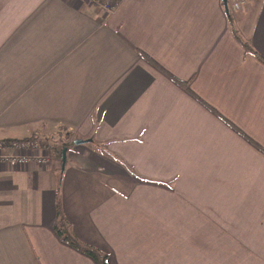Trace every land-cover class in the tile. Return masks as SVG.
<instances>
[{
    "label": "crops",
    "instance_id": "0c3cea01",
    "mask_svg": "<svg viewBox=\"0 0 264 264\" xmlns=\"http://www.w3.org/2000/svg\"><path fill=\"white\" fill-rule=\"evenodd\" d=\"M110 1L0 0V264H264V0Z\"/></svg>",
    "mask_w": 264,
    "mask_h": 264
},
{
    "label": "built area",
    "instance_id": "2783aa9c",
    "mask_svg": "<svg viewBox=\"0 0 264 264\" xmlns=\"http://www.w3.org/2000/svg\"><path fill=\"white\" fill-rule=\"evenodd\" d=\"M95 3L97 0H86ZM117 1V0H116ZM246 0H227L228 10L231 12L238 11ZM105 9L114 7L110 0H104L101 3ZM41 148V143L34 139L6 140L0 141V163L8 164L12 167H24L30 160L37 163H44L48 158L44 155H28V152L36 151Z\"/></svg>",
    "mask_w": 264,
    "mask_h": 264
},
{
    "label": "trees",
    "instance_id": "16d2710c",
    "mask_svg": "<svg viewBox=\"0 0 264 264\" xmlns=\"http://www.w3.org/2000/svg\"><path fill=\"white\" fill-rule=\"evenodd\" d=\"M97 1L102 2L104 0H97ZM236 37L240 39L237 35ZM242 43L244 47L248 48L249 50H252L248 42L243 41ZM253 52L264 63V59L262 58V56L258 54L256 51ZM54 230L56 231V233L58 234V236L61 238L62 241L66 242L72 247L90 256L96 262V264H108L106 254H103L97 248H94L89 245H85L78 241V239L69 229V226L67 225L64 217L62 216V213L58 208V205H57L56 221L54 223Z\"/></svg>",
    "mask_w": 264,
    "mask_h": 264
},
{
    "label": "rangeland",
    "instance_id": "374dc122",
    "mask_svg": "<svg viewBox=\"0 0 264 264\" xmlns=\"http://www.w3.org/2000/svg\"><path fill=\"white\" fill-rule=\"evenodd\" d=\"M9 141H11V140H9ZM193 241H194V248L195 249H197V247H198V244L196 243V239H193ZM201 245H203V243L201 242V244L199 245V248L201 249V252L203 253V250H204V247H202ZM208 251V242L206 243V252ZM205 252V253H206ZM204 259H206V257L204 258ZM194 261V264H202V262H199L197 259H195V258H192V262Z\"/></svg>",
    "mask_w": 264,
    "mask_h": 264
},
{
    "label": "water",
    "instance_id": "95a60500",
    "mask_svg": "<svg viewBox=\"0 0 264 264\" xmlns=\"http://www.w3.org/2000/svg\"><path fill=\"white\" fill-rule=\"evenodd\" d=\"M222 2H223V4H224V7H225L226 12H228L227 0H222ZM82 142H84V141H83V140H75V141H74L75 144H80V143H82ZM63 154H64V153H63ZM63 156H64V155H63Z\"/></svg>",
    "mask_w": 264,
    "mask_h": 264
}]
</instances>
